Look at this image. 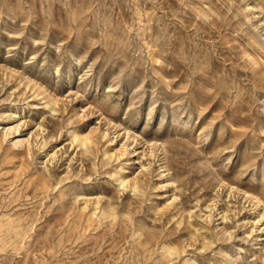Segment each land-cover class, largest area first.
Returning <instances> with one entry per match:
<instances>
[{
    "label": "rangeland",
    "instance_id": "rangeland-1",
    "mask_svg": "<svg viewBox=\"0 0 264 264\" xmlns=\"http://www.w3.org/2000/svg\"><path fill=\"white\" fill-rule=\"evenodd\" d=\"M0 264H264V0H0Z\"/></svg>",
    "mask_w": 264,
    "mask_h": 264
}]
</instances>
